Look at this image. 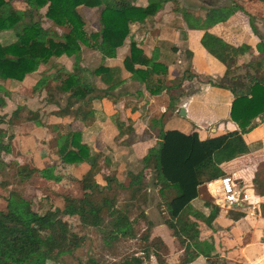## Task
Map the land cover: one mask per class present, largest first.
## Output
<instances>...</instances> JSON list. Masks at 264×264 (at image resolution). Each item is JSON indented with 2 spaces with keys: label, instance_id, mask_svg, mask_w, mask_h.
I'll return each instance as SVG.
<instances>
[{
  "label": "crops",
  "instance_id": "1",
  "mask_svg": "<svg viewBox=\"0 0 264 264\" xmlns=\"http://www.w3.org/2000/svg\"><path fill=\"white\" fill-rule=\"evenodd\" d=\"M180 1L169 0L155 16L146 18L144 22L130 24L129 34L123 45L116 50L114 58L103 60L97 50L81 45L78 63H75L74 57L64 55L53 57L47 63L41 64L37 71L26 75L22 82L11 81V85H7L9 96H2L6 105L2 109L3 112L0 111V116L6 114L8 106H13L10 111L18 110L19 114L22 113V109L32 112L37 110L38 122L41 123L18 118L11 125L12 146L8 156H12L17 167L27 166L28 169L36 170L25 179L36 180L37 188L30 184L26 188L41 192L42 196L59 193L71 198H82L83 191L79 176L87 169V163L93 164V157H101L100 173L106 176L113 174L119 183L124 184L128 171H134L139 166L138 162L148 154L149 150L157 147L156 135L151 133L153 137L147 138V133L141 130L145 118H140L138 113L141 112V105L150 106L151 103L156 102L153 98L158 99L162 95L163 97L168 95L169 104L166 106L164 100L158 102L159 110L162 114L166 113V110L170 111L166 118L162 117L164 120L157 125L158 130H178L184 134L196 132L201 140L237 130L236 125L229 118L232 93L210 86L206 82L222 81L221 83L226 82V86L235 92H247L251 80L250 71L255 70L260 57L256 45L262 40L260 33L264 34V2L189 0L187 7H182L179 5ZM226 1L232 2L229 5H222ZM14 2L23 3L22 0L11 1ZM131 4L144 8L148 1L133 0ZM232 5H236L239 9L227 19L218 9ZM97 9L100 10L98 7L78 8L82 11L79 13L83 15L84 29L87 33L97 32L100 29L99 19L94 21L89 15V12ZM182 9H186L185 12L188 15L192 14L193 18L204 19L206 25L196 27L192 23L187 24L180 15ZM208 9L217 10L214 12L215 17H206L205 11ZM248 19L252 20L256 33L248 25ZM42 27L52 29L58 36L66 31L65 28L57 27L48 20ZM130 42H134L148 58L153 60L155 56L154 61L167 66L168 70H174L175 67L186 68L190 72L187 81L193 86L195 83H192V80L198 76H206L208 79L204 84L198 82L194 87L191 86L193 90L190 93L177 95L176 99L175 95H171L173 90L153 98L145 94L147 99L139 102V110L128 108L126 97L130 94L121 92L116 93V97L104 95L105 97L93 99L89 118H83L86 112L83 105L73 106L71 112L63 117H55L51 114L64 106L57 96L48 91L49 82L55 84L59 79L57 75H65L66 78L67 74L76 69L77 73L94 88L97 86H92L87 79L97 80L100 84L99 77L95 76L93 71L101 65L118 70L122 75L128 74L123 68V60L128 54ZM244 45L251 49L243 48ZM240 70L243 74H239ZM126 76L121 78L124 80L123 84L133 83L128 78L129 74ZM246 79L247 83H245ZM3 82L5 81H0V86H6ZM44 83H47V87L42 88ZM101 84V88H105V85ZM168 85H171L169 81ZM181 86L184 88L185 84ZM37 88L38 91L32 94V90ZM119 89L120 86L114 91ZM60 96H68V94L60 92ZM170 104L173 105L172 108H169ZM181 108L185 111L183 117L179 115ZM128 118L135 121L132 124L133 128L139 126V130L134 129L132 142L129 144L123 140L126 135L117 140L119 136L116 126L117 122H124ZM2 123L8 125V117ZM50 123L64 125L70 131L80 132L83 142L90 147L91 158L78 165L61 163L47 147V142L53 134L46 127V124ZM242 138L249 152L229 163L228 171L236 184L242 186L240 190L251 196L252 204L237 210L245 215L237 221L229 218L228 211L219 208L217 216L209 227L197 220L194 214L186 210L181 211L175 219V224L186 241L184 248L188 257L193 259L189 264H264V216L261 208V205H264V121L250 132L243 134ZM95 179L98 184H104L98 172ZM214 201L216 200L213 198L211 187L206 184L200 187L199 196L190 205L195 215L198 213L208 216ZM159 238L167 250L175 248L177 250V260H173L175 256L172 251L171 258H166V263L178 264L182 250L177 240L169 233L166 238L163 235Z\"/></svg>",
  "mask_w": 264,
  "mask_h": 264
},
{
  "label": "trees",
  "instance_id": "2",
  "mask_svg": "<svg viewBox=\"0 0 264 264\" xmlns=\"http://www.w3.org/2000/svg\"><path fill=\"white\" fill-rule=\"evenodd\" d=\"M13 0H0V32L15 30L17 40L13 43L2 45L0 43V81L22 82L26 75L35 72L41 64L47 63L53 57H74L75 63L79 61L81 45L97 50L102 59L114 58L116 50L121 47L129 34L132 23L144 22L146 18L153 17L169 0H147L146 7L133 6L130 0H22L26 5L24 10L10 8L4 12L9 2ZM264 2V0H258ZM100 8L97 32L87 33L84 29L85 22L78 11L80 7ZM44 9V18L55 26L65 28L60 36L52 29L43 28L38 22L33 21L32 11ZM239 9L231 6V11ZM4 12V13H3ZM186 13L183 18L186 22ZM28 17V21L24 18ZM189 24L188 22H186ZM251 29L256 30L251 25ZM128 54L123 60V68L131 80L143 85L150 95H159L172 91L181 84L166 85L161 79L154 76H167V66L148 58L134 42L128 45ZM243 48H251L244 45ZM260 54L256 63L254 74L251 76L247 92H235L233 89L215 81H207L210 86L225 89L232 93L229 118L236 125L237 130L227 132L212 138L201 140L196 132L184 134L178 130L160 129L156 135L157 147L149 150L142 159V169L132 170L127 173V183H119L115 175L103 177L104 184L100 185L95 179L97 172L92 165L79 176L82 198L59 196L61 203L51 207L42 215L34 211L32 201L22 197L17 192H9L6 197V211H0V264H50L66 254L78 250L84 243V238L73 233L64 217H76L80 228L100 229L106 224L105 216L110 222V237L131 238L136 236L134 226L138 219L133 221L117 207L120 191H129L134 198L136 194L146 189L151 184L156 187L161 201L157 205L163 224L171 231L177 240L182 254L178 264H189L193 261L185 251V239L178 231L175 219L183 210L194 214L197 220L207 227L219 212V206L214 203L208 216L195 215L191 202L199 196L200 187L223 176H230L228 165L234 160L246 155L249 150L242 135L250 132L264 121V42L256 45ZM138 66V67H136ZM81 70V69H78ZM93 74L100 78L106 86L104 93L117 89L124 83L120 72L115 69L99 66ZM55 89L67 93L66 105L53 111L55 117H63L71 112L75 105H83L86 112L83 118H89L92 100L98 96L93 95L94 88L81 77L77 70L66 75L60 85ZM6 102L0 96V110ZM173 105L170 104L169 108ZM18 110L12 112L15 117ZM4 116H0V123ZM10 120V118H9ZM25 120L38 124V114L28 112ZM118 136L127 133L134 134V128L124 129L123 123H116ZM53 133L47 142L49 150L61 163L78 165L91 158L90 147L83 142L81 133L70 131L60 124H46ZM4 130L0 128V153L10 152V144L4 143ZM12 140V136L8 137ZM126 143H131L132 138ZM1 165V163H0ZM19 173L29 177L36 172L26 166L19 167ZM148 173V176H147ZM234 183L235 179L230 176ZM150 181V182H149ZM264 216V205H261ZM227 215L233 221L244 217V213L227 210ZM40 220L45 221L50 236V246H42L35 233L34 224ZM147 225H151L150 221ZM37 236V237H36ZM39 238V239H38ZM150 245L147 244L142 251L143 255L136 254L121 257L113 264H145L154 257L157 264H167L162 251L167 248L161 238L155 237ZM82 264V263H81ZM83 264H99L98 261L88 258ZM224 264V263H223Z\"/></svg>",
  "mask_w": 264,
  "mask_h": 264
},
{
  "label": "rangeland",
  "instance_id": "3",
  "mask_svg": "<svg viewBox=\"0 0 264 264\" xmlns=\"http://www.w3.org/2000/svg\"><path fill=\"white\" fill-rule=\"evenodd\" d=\"M131 2L133 0H130ZM230 3H228V1H226L225 3H222V5H229L231 4L232 1H229ZM189 3V0H181L179 2V5H181L182 7H187ZM7 7L4 8V12H6L9 7L10 8H14L17 10H24L26 8V5L22 2H14L11 3L9 2ZM186 9H182V11H180V15L183 16V13L185 12ZM219 11H221V14L223 16H225L227 19L231 18L234 15V12L231 11V6L227 7V8H220L218 9ZM44 9H38L37 11H32V18L33 21L38 22L41 26L46 25L47 20L44 18ZM79 11V10H78ZM217 10H212V9H208L205 11L206 17L208 18H213L215 17L214 12H216ZM3 12V13H4ZM79 12L82 13V11L80 10ZM80 13V14H81ZM186 13V12H185ZM86 14V13H85ZM99 14H100V10L97 9L94 12H89V15L94 19V21H96V19H99ZM186 22L188 23H192L193 25H195L196 27H201L202 25H206V22L204 19L202 18H193L190 14L188 15L186 13ZM83 16V15H82ZM183 18V17H182ZM258 18V17H256ZM184 19V18H183ZM253 19H255V17H253ZM261 19V18H258ZM29 18L25 17L24 21H28ZM49 21V20H48ZM248 25L249 26H253V22L251 19H248ZM53 24V23H52ZM54 25V24H53ZM20 30V27L16 28L15 30H6V31H2L0 32V42L1 44L5 45V44H9L11 42H15L17 40V36L16 33H18ZM260 38L262 39V41L264 42V34L260 33ZM153 60H156V57H153ZM180 65V64H177ZM39 68V67H38ZM245 70V69H243ZM37 71V70H36ZM254 71H250L251 76L254 74ZM239 74H243V72L240 70ZM56 75V74H54ZM125 75L128 76V74H121L120 73V78L125 77ZM96 76V75H95ZM126 76V77H127ZM57 77L59 78L57 80V83L53 84L51 82H49V86H50V92H52L55 96H57L58 100L62 101V106L66 105V97L67 96H60V92H58L55 87L57 85H60V83L62 82V80L65 78V75H57ZM190 77V72L183 67V69H179L177 67L171 70H167V76L166 77H162L160 76H154V79H161L166 85L168 84V81L170 84L173 83V81L175 83H179L181 85L185 84L184 88H182V86L180 85L178 88L173 89L172 94L171 95H175V99L178 96L181 95H185L187 93H190L193 89L191 88V86H193V84L189 83V81H187ZM128 78L130 79V77L128 76ZM208 77L206 76H198L195 79H193L192 83H195V85H197L198 82L201 83H205L207 81ZM52 80V79H50ZM88 81H90V83L93 85H96L97 87H94L95 92L93 93V95H97L98 97H103L104 95H108L112 97H116V93H121V92H126L127 94H130L129 97H126V103L128 104V108H132L134 110H139L138 108V104L139 102H141L143 99H147L146 96L148 95V97L153 98V96H158V95H150L149 92L145 89V87L141 84H135L137 83L136 81L131 80L133 83H128V85H124L122 84L120 86L119 91H112L109 93H104V89L106 88H101L102 87V81L99 78V81L101 82L100 84H98L99 82L97 80H92L90 78L87 79ZM217 83H221L222 81H216ZM247 79L245 80V83H247ZM6 86H0V96H9V91H8V86L7 85H11V81H5L3 82ZM224 83V84H223ZM221 84L223 85H227L226 82H223ZM45 84V86H44ZM43 87H47L46 84L44 83ZM100 85V86H99ZM124 85V86H123ZM194 85V86H195ZM250 85V82L248 83V87ZM193 86V87H194ZM41 87V86H39ZM8 88V89H7ZM41 88V89H42ZM38 91L37 89H33L32 90V94H35ZM49 93V92H48ZM53 94H51L53 96ZM146 94V96H145ZM160 95V94H159ZM105 97V96H104ZM162 97V98H161ZM160 98H153L156 100V102L151 103L150 106H146L145 104L141 105V112H139L138 114L140 115V118H145L144 119V126L141 128L142 131H145V133H147L148 137L147 138H152V134L153 135H157L158 133V129L156 128L157 125L159 123H161V121H163L164 119H162V117L166 118L169 115V111L166 110V113L162 114L159 110V103L162 100L165 101V105L168 106V95H163ZM136 100V101H135ZM146 102H149V100H146ZM125 104V103H124ZM158 104V105H157ZM15 105V104H14ZM59 105H61L59 103ZM13 108V106H8V108H6V114H4V119L6 117H8L9 123L7 125V123H0V127L1 129L4 130V139L3 142L4 143H9L10 144V150H11V144L12 142L8 140V137L10 135V131H11V125L13 124V122H15V120H17L18 118H22L25 119L28 115V112H32L31 110H23L22 109V113L19 114L17 113V115L15 117H11L12 115V111H10ZM59 108V107H58ZM166 108V107H165ZM116 110V109H115ZM1 112H3V110H0ZM82 111V110H81ZM118 112V111H117ZM35 113L38 114L37 110H35ZM118 116V115H117ZM117 119H119V116L117 117ZM135 121H133L131 118L126 119V121L121 122L123 123V127L124 129H127L125 127L128 126V128H132V124H134ZM134 129L139 130V126L135 127ZM152 133V134H151ZM132 138V134L127 133L126 137L123 139L124 141H129ZM121 137H119L120 140ZM122 141V140H121ZM8 153L5 152H1L0 153V211H6V197L8 196L9 192H17L18 194H21L22 196H25V198L30 199L32 201V205H33V209L34 211H36L37 213H39L40 215H42L46 210H48L51 207H57L60 205L61 200L59 196H64L62 194H53L52 196H42L41 192H35L34 189H29L26 188L27 185H32L35 188H37V181L33 179L32 181H29L27 179H25L23 173H19V167L16 166V162L12 159V156H8ZM93 164L92 167L94 169L95 172H98L99 175L103 177H105V174L100 173V167L99 164L101 161H99V159L101 160V157H93ZM98 160V161H97ZM15 163V164H14ZM139 166L136 167V171H140L141 167H142V159L141 161L138 162ZM87 168L90 167V163H87ZM27 167V166H26ZM87 169H85L83 172H85ZM82 172V173H83ZM81 173V172H80ZM81 173V174H82ZM80 174V175H81ZM148 176V173H147ZM117 179V178H116ZM104 180V179H103ZM127 176H126V182L127 183ZM118 181V180H117ZM150 182V181H149ZM103 185V184H102ZM238 184L237 187L240 190L242 188V186H240ZM46 189H48V187H45ZM44 195V194H43ZM214 198V197H213ZM215 199V198H214ZM161 201V196L158 193V190L156 187L152 186L151 184L149 185V187H147L146 189H143L140 193L136 194V196H134V198L130 195L129 191H120L119 192V196H118V203H117V207L120 208V210L123 211V213H125L128 217L130 221H133L134 219H138V224L136 226H134V229H136V236L135 237H131V238H117L114 239L112 236L110 237V230L111 227L106 226V224L108 222H110V217L109 216H105L106 218V224H104V226L100 229H92V228H80L79 226V221L76 217H64L63 219L65 221H67L70 230L73 233H76L77 235L81 236L84 238V243L83 245L76 251H74L71 254H66L61 256L58 261L54 262V263H50V264H83L87 261L88 258H92L96 261H98L99 264H113L115 262H117L121 257L123 256H127V255H132V254H136L138 256H142L144 251V248L147 244H151L154 240L155 237H160L161 235L165 236L171 234V231L169 229H167V227L163 224V217L162 214L158 208V204ZM216 203V201L213 202V204ZM220 208V207H219ZM187 211V210H186ZM150 221L151 225H147V222ZM38 224H34V228H35V233L38 237H40L41 240H39L42 244V246L44 245L45 247H49L50 246V236L48 233V226L45 223V221L40 220L38 221ZM36 236V237H37ZM39 239V238H38ZM154 243V242H153ZM178 245V244H177ZM179 246V245H178ZM174 251V256L173 260H177L176 259V254H177V250L176 248L174 250L168 249L166 251H162V254L165 255V257L167 259L171 258V252ZM145 264H157L154 257H151L149 259V261H146Z\"/></svg>",
  "mask_w": 264,
  "mask_h": 264
},
{
  "label": "built area",
  "instance_id": "4",
  "mask_svg": "<svg viewBox=\"0 0 264 264\" xmlns=\"http://www.w3.org/2000/svg\"><path fill=\"white\" fill-rule=\"evenodd\" d=\"M215 200H219L220 208L224 210H239L240 208L251 205V196L239 190L237 184L230 176H223L208 183Z\"/></svg>",
  "mask_w": 264,
  "mask_h": 264
},
{
  "label": "water",
  "instance_id": "5",
  "mask_svg": "<svg viewBox=\"0 0 264 264\" xmlns=\"http://www.w3.org/2000/svg\"><path fill=\"white\" fill-rule=\"evenodd\" d=\"M179 115H180L181 117L185 116V111H184L183 108L180 109V111H179ZM216 204L219 205V204H220V201H219V200H216Z\"/></svg>",
  "mask_w": 264,
  "mask_h": 264
}]
</instances>
